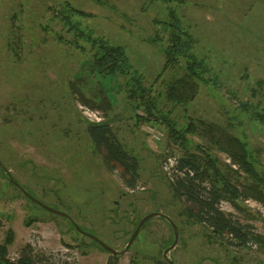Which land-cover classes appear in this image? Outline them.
I'll return each instance as SVG.
<instances>
[{"label": "rangeland", "instance_id": "1", "mask_svg": "<svg viewBox=\"0 0 264 264\" xmlns=\"http://www.w3.org/2000/svg\"><path fill=\"white\" fill-rule=\"evenodd\" d=\"M65 2L88 16L72 14ZM173 13L209 68V82L201 83L185 105L165 98L166 83L183 73L164 69L162 49ZM65 15L84 38L68 30ZM88 34L125 48L157 108L137 107L127 76L92 69ZM243 103L254 111L264 109V0H0V244L13 230L10 261L30 244L34 252L68 254L76 264H105L110 253L70 219L119 253L138 222L159 212L168 218L146 221L129 249L118 255L119 264L131 259L169 264L164 252L175 239L170 221L177 242L166 256L174 264H264V251L253 240L239 247L208 238L203 227L181 213L184 203L173 197L168 183L185 147L169 136L161 118L166 114L179 128L198 119L222 126L247 143L264 170V124ZM86 110L108 120L139 157L135 190L93 151ZM187 137L191 152L201 153L196 144L209 145L201 134ZM211 149L221 167L231 165L238 170L236 178L245 181L246 173L226 153ZM10 178L70 219L41 209ZM243 204L254 218L227 200L219 208L264 235V205L252 198Z\"/></svg>", "mask_w": 264, "mask_h": 264}, {"label": "trees", "instance_id": "2", "mask_svg": "<svg viewBox=\"0 0 264 264\" xmlns=\"http://www.w3.org/2000/svg\"><path fill=\"white\" fill-rule=\"evenodd\" d=\"M65 4L72 14L88 16L83 10L72 7L69 2ZM65 16L62 20H66L65 23L70 25L68 30H74L76 37L84 38L82 30L77 26L73 27L71 20L67 15ZM167 27L169 36L162 49L166 58L164 69L180 68L183 73L179 77H172L166 83L165 98L185 105L195 99L201 83L209 82L207 77L209 68L204 59H199L194 53L195 41L192 35L182 27L174 13L171 14V22ZM87 36L86 40L90 43L92 52L89 59L92 69L105 76L115 74L127 76L129 96L136 99L137 107H142L146 112L157 108L155 98H149L150 89L143 86V75L133 68L125 48L119 44H111L101 37H93L91 34ZM157 40L160 38L155 39ZM76 47L83 46L76 44ZM85 102L89 101L85 100ZM242 105L244 110L247 107L253 110L249 104ZM251 114L254 119L264 124V109L253 110ZM161 118L168 128L171 139L185 147L183 155L175 158L176 173L172 180L168 179L173 197L184 203L181 213L188 221L203 227L205 235L221 245L240 247L253 240L264 251V235L251 232L250 226L234 221L219 208L221 200H227L237 210L254 218L244 206V199L252 198L264 205V170L258 169V162L247 143L222 126L204 120L198 119L197 122L190 120L184 127L179 128L177 122L172 121L167 114L162 115ZM86 132L91 140L93 151L101 156L105 168L109 172L117 171L123 185L131 191L135 190L140 179V159L126 148L113 131L110 122L108 120L88 121ZM196 133L206 138L209 144L208 146L196 144L200 154L189 150L187 135ZM212 147L226 153L232 165H236L239 170L246 173L245 181L236 178L235 174L238 170L231 165L226 164L225 167H221L211 152ZM39 207L42 209L41 206ZM13 242L14 231L8 230L0 244V264H76L75 260L68 258V254L63 256L52 252H34L30 244H26L21 256L12 262L7 252ZM92 242L97 244L93 240ZM118 257L117 254H110L105 264H119ZM129 264L141 263L131 259Z\"/></svg>", "mask_w": 264, "mask_h": 264}, {"label": "water", "instance_id": "3", "mask_svg": "<svg viewBox=\"0 0 264 264\" xmlns=\"http://www.w3.org/2000/svg\"><path fill=\"white\" fill-rule=\"evenodd\" d=\"M0 165H1V163H0ZM10 180H11L15 185H17V186L23 191V193H24L29 199H31L33 202H35L36 204H38L39 206H41L43 209H45V210H47V211H49V212L56 213V214H58V215H61V216H64V217L69 218V216H68L66 213H64V212H62V211H59V210H56V209H54V208H52V207H49V206L45 205L44 203H42V202H41L40 200H38L37 198H35L34 196H32L30 193H28L27 191H25L24 188H23L22 186H20L19 183H18L17 181H15L14 179L10 178ZM154 216H164V217H166L164 214H161V213H159V212H152V213H149V214L145 215V216H144V217L138 222V224H137L136 228L134 229L132 235L130 236V238H129V240H128V242H127V244H126L124 250L121 251V252H119V253H118L113 247H111V246L107 245L106 243H104V242H103L101 239H99L96 235L85 232V231H84L83 229H81L77 224H75V223L73 222L72 219H70V218H69V219H70V221L73 223L74 227H75L78 231H80V232H82L83 234H86V235H88L89 237H91L93 241H95L97 244H99L102 248H104V249H105L106 251H108L110 254H117V255H119L120 253H124V252H126V251L129 249V247L131 246L132 242L135 240V238L137 237L139 231H140L141 228L144 226V224L146 223V221H148L150 218H152V217H154ZM166 218H168V217H166ZM170 224L172 225V228H173V230H174V232H175V239H174V242H173V244L171 245V247L168 248L167 250H165V252H164V257L167 259V261H168L169 264H174V263H173L171 260H169V259L167 258V256H166V254L168 253V251H169L171 248H173V247L175 246L176 242H177V229H176V226L174 225V223H173L172 221H170Z\"/></svg>", "mask_w": 264, "mask_h": 264}, {"label": "built area", "instance_id": "4", "mask_svg": "<svg viewBox=\"0 0 264 264\" xmlns=\"http://www.w3.org/2000/svg\"><path fill=\"white\" fill-rule=\"evenodd\" d=\"M84 113L86 114L88 121L91 122H100V119L97 118L95 115H92L88 110L84 111Z\"/></svg>", "mask_w": 264, "mask_h": 264}, {"label": "flooded vegetation", "instance_id": "5", "mask_svg": "<svg viewBox=\"0 0 264 264\" xmlns=\"http://www.w3.org/2000/svg\"><path fill=\"white\" fill-rule=\"evenodd\" d=\"M23 192V191H22ZM29 193V192H28ZM32 195V194H31Z\"/></svg>", "mask_w": 264, "mask_h": 264}]
</instances>
